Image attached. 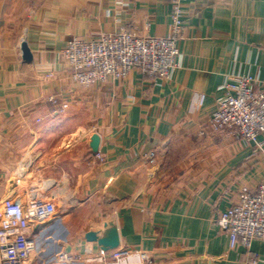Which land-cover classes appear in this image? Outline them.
<instances>
[{
  "label": "crops",
  "instance_id": "crops-1",
  "mask_svg": "<svg viewBox=\"0 0 264 264\" xmlns=\"http://www.w3.org/2000/svg\"><path fill=\"white\" fill-rule=\"evenodd\" d=\"M172 1L0 0V214L36 191L55 195L62 221L34 264L67 247L72 264H264L263 239L231 247L217 222L261 183L264 154L210 125L227 84L252 75L264 87V0H184L167 79L134 69L82 86L63 57L74 36L168 35ZM106 223L120 245L100 261L85 234Z\"/></svg>",
  "mask_w": 264,
  "mask_h": 264
},
{
  "label": "built area",
  "instance_id": "built-area-1",
  "mask_svg": "<svg viewBox=\"0 0 264 264\" xmlns=\"http://www.w3.org/2000/svg\"><path fill=\"white\" fill-rule=\"evenodd\" d=\"M183 3L172 1V29L166 36L124 30L96 40L70 38L63 57L72 79L91 86L108 79H125L134 69L157 79L169 78L178 65ZM227 88L210 117L211 127L215 131L233 130L237 138L253 143L255 152L264 154V142L259 140L264 133V87L257 86L256 77L244 75ZM95 156L105 161L99 151ZM61 222L55 195L32 191L26 202L5 198L0 214V264H34V257L46 252L42 245L53 238L51 233ZM217 222L229 235L231 247L250 249L254 240H264V178L256 189L245 187L238 201L219 213ZM106 255L102 250L95 259L103 261ZM79 259V255L62 249L44 257L41 264H72ZM245 264H260V259L252 257Z\"/></svg>",
  "mask_w": 264,
  "mask_h": 264
},
{
  "label": "water",
  "instance_id": "water-1",
  "mask_svg": "<svg viewBox=\"0 0 264 264\" xmlns=\"http://www.w3.org/2000/svg\"><path fill=\"white\" fill-rule=\"evenodd\" d=\"M90 146L94 152L99 150L100 136L96 133L91 138ZM64 240L66 237H62ZM85 238L89 242H97L103 250L115 249L120 245V233L118 227L114 223H106L105 230L102 235L98 231L90 230L85 234ZM66 251H70L67 247Z\"/></svg>",
  "mask_w": 264,
  "mask_h": 264
},
{
  "label": "rangeland",
  "instance_id": "rangeland-1",
  "mask_svg": "<svg viewBox=\"0 0 264 264\" xmlns=\"http://www.w3.org/2000/svg\"><path fill=\"white\" fill-rule=\"evenodd\" d=\"M67 63V62H66ZM70 69V68H69Z\"/></svg>",
  "mask_w": 264,
  "mask_h": 264
}]
</instances>
